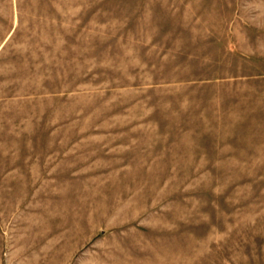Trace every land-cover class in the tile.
Wrapping results in <instances>:
<instances>
[{
  "label": "rangeland",
  "instance_id": "obj_1",
  "mask_svg": "<svg viewBox=\"0 0 264 264\" xmlns=\"http://www.w3.org/2000/svg\"><path fill=\"white\" fill-rule=\"evenodd\" d=\"M0 264H264V0H0Z\"/></svg>",
  "mask_w": 264,
  "mask_h": 264
}]
</instances>
